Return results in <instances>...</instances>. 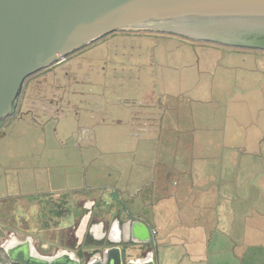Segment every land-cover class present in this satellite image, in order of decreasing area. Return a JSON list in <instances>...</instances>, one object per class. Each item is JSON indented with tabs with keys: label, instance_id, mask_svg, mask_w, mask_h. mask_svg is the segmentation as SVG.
<instances>
[{
	"label": "rangeland",
	"instance_id": "1",
	"mask_svg": "<svg viewBox=\"0 0 264 264\" xmlns=\"http://www.w3.org/2000/svg\"><path fill=\"white\" fill-rule=\"evenodd\" d=\"M20 109L6 121L0 140V191L16 196L3 200L1 210L20 238L27 234L22 228L31 225L40 233V221H51L34 196L85 190L92 177L103 174L93 167L133 159L137 143L146 148L137 159L155 162L157 138L148 142V132L141 130L146 127L137 123L159 131L162 121L171 127L166 135L173 155L213 140L220 145L209 159L218 163L215 169L225 160L230 172L244 173L249 159L264 173L263 50L169 33L118 32L61 62L37 89L31 84ZM102 144L130 150L105 154ZM167 183L173 190L183 181L175 176ZM67 209L71 218L79 206ZM19 217L25 223L14 224ZM9 234L1 233L4 241ZM156 249L163 250L159 244Z\"/></svg>",
	"mask_w": 264,
	"mask_h": 264
},
{
	"label": "crops",
	"instance_id": "2",
	"mask_svg": "<svg viewBox=\"0 0 264 264\" xmlns=\"http://www.w3.org/2000/svg\"><path fill=\"white\" fill-rule=\"evenodd\" d=\"M162 122L160 131L149 125H136L146 127L141 130L148 132V142L157 138L155 162L137 159L139 152L146 150L137 143L133 152L135 159L110 161L104 168L93 167L103 174L92 177L94 181L85 190L34 196L31 200L37 204V200L43 201V212L52 214L51 221L45 219L46 225L40 221V233L36 228L31 231L29 225L22 228L27 234L21 238L15 235L17 228L7 225L9 216L4 218L5 211L1 208L3 200L7 203L16 196L0 191V247L9 244L13 237H30L44 256H53L62 250L74 251L78 257L86 259L105 248L121 246L130 247L129 259L135 260L152 251L156 264H264L263 167L248 159L242 164L244 173L239 170L234 173L228 170L230 164L221 160L220 169H215L218 163L209 159L220 145L218 147L213 140L200 144L204 150L195 142L191 150H182L184 156H180L181 151L173 155L166 135L171 127ZM132 131L137 132L135 128ZM5 137L0 131V140ZM100 149L105 154H126L130 150H112L110 145ZM226 162L239 168L236 161L227 159ZM176 172L179 175H175ZM175 176L183 184L171 190L167 182ZM49 204L52 208L47 207ZM76 205L79 209L70 218L67 207L76 208ZM89 212L88 232L83 235L80 224ZM21 219L14 218V224ZM52 222L54 227L48 226L47 223ZM134 223L146 232L143 238L126 237L127 227ZM44 230L50 231L46 237L42 235ZM4 231L10 233L6 241L1 235ZM153 231H156L155 236ZM156 244L163 250H157Z\"/></svg>",
	"mask_w": 264,
	"mask_h": 264
},
{
	"label": "water",
	"instance_id": "3",
	"mask_svg": "<svg viewBox=\"0 0 264 264\" xmlns=\"http://www.w3.org/2000/svg\"><path fill=\"white\" fill-rule=\"evenodd\" d=\"M133 31L264 51V0H0V131L15 116L27 78L106 36ZM90 217L81 221L83 235ZM125 234L135 240L146 232L134 223ZM129 251L45 257L28 238L3 247L0 264H156L152 251L137 260Z\"/></svg>",
	"mask_w": 264,
	"mask_h": 264
},
{
	"label": "flooded vegetation",
	"instance_id": "4",
	"mask_svg": "<svg viewBox=\"0 0 264 264\" xmlns=\"http://www.w3.org/2000/svg\"><path fill=\"white\" fill-rule=\"evenodd\" d=\"M106 37H107V36H106ZM101 40H102V39H101ZM101 40H99V41H101ZM99 41H97V42H99ZM97 42H95L94 44H96ZM94 44H92V45H94ZM92 45H90V46H88V47H91ZM88 47H86V48H88ZM83 49H85V48H83ZM83 49H82V50H83ZM80 51H81V50H80ZM80 51H78V52H76V53H74V54H72V55L66 57L63 61H65V60L68 59L69 57H71V56H73V55L79 53ZM63 61H61V62H63ZM61 62H59L58 64H55L54 66H51L50 68H47V69L42 70V71H39V72L35 73L34 75L30 76L29 78H27V80L25 81V83H24V85H23V88H22L21 94H20V96H19V101H18V106H17L16 114H17V112H18L19 110H21L20 108H21V105H22V101L24 100L25 96L27 95L30 85H31V84H35L36 89H37V87H39V85H42V82H43V81H47V80L50 78V76H51V74L53 73L54 69H55V68H56ZM6 121H7V120H6ZM70 237H71V234H70L69 238H70ZM28 238H30V237H27V238H26V237H23L22 239H16L15 237H13V238L9 241V244L13 243L14 241H25V240L28 239ZM67 239H68V238H67ZM32 242H33V240H32ZM9 244H7V245H9ZM3 247H5V245L2 246V247H0V253H2ZM33 247H34V249L36 250V252H38L39 254L42 255V253H41V252L35 247L34 243H33ZM61 252H62V250H61L60 252L56 253V254L53 255V256H45V257H55L57 254H59V253H61ZM43 256H44V255H43Z\"/></svg>",
	"mask_w": 264,
	"mask_h": 264
},
{
	"label": "built area",
	"instance_id": "5",
	"mask_svg": "<svg viewBox=\"0 0 264 264\" xmlns=\"http://www.w3.org/2000/svg\"><path fill=\"white\" fill-rule=\"evenodd\" d=\"M154 236L156 235V231H153V233H152Z\"/></svg>",
	"mask_w": 264,
	"mask_h": 264
}]
</instances>
